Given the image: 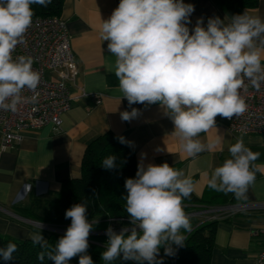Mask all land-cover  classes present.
<instances>
[{
  "label": "clouds",
  "instance_id": "1",
  "mask_svg": "<svg viewBox=\"0 0 264 264\" xmlns=\"http://www.w3.org/2000/svg\"><path fill=\"white\" fill-rule=\"evenodd\" d=\"M51 0H0V110L17 112L19 106L35 103L40 73L33 69V58L12 53L33 23L32 5L46 7ZM194 5L183 0H120L100 27V38L108 41V50L115 57L109 66L118 80L121 98L133 104H159L174 124L173 135L181 141L184 152L195 157L212 145H205L199 136L215 128L216 117L232 119L247 110L242 92L251 86L259 91L264 85V18L248 13L232 16L229 22L219 17L197 20L191 31L188 24ZM28 90L31 96L23 95ZM139 110L121 113L123 121H131ZM125 143L123 137H118ZM216 143H220L219 138ZM159 151V149H157ZM230 158L214 169L208 186L237 200L246 199L255 180L254 162L260 157L243 141L229 149ZM116 156L109 155L102 167H116ZM125 209L130 230L119 233L109 226L108 240L101 254L104 264L121 258L137 264H162L158 259L163 247L166 256L175 255L174 246H183L184 232L191 223L184 211L183 200L194 191L191 177L167 162L155 165L138 164L135 178L125 180ZM87 203L72 205L65 212L71 220L64 236L50 246L39 231L31 235L34 244L50 248L40 252L54 264H69L79 256V264H94L88 238L95 221L87 218ZM139 229V231H137ZM183 230V231H182ZM17 245L9 242L0 248V258L13 261Z\"/></svg>",
  "mask_w": 264,
  "mask_h": 264
},
{
  "label": "crops",
  "instance_id": "2",
  "mask_svg": "<svg viewBox=\"0 0 264 264\" xmlns=\"http://www.w3.org/2000/svg\"><path fill=\"white\" fill-rule=\"evenodd\" d=\"M119 2L64 0L60 17L66 23L77 70L74 82L68 83L71 107L62 116L58 132L51 125L22 131L16 146L0 148V234L31 239L40 224L46 225L26 217L24 211L35 203L34 212L41 214L45 201L57 198L63 181L80 176L86 147L107 132L124 138L135 153L136 168L141 162L145 166L167 162L182 170L193 179V194L199 198L210 188L208 180L214 169L230 158L229 147L243 138L248 148L260 153L254 162L255 180L246 199L223 194L228 204L253 207L229 212L217 221L209 264H256L258 253L264 249V207H257L264 205V134H233L225 125L216 123L215 128L199 136L205 145L212 147L189 157L179 138L172 134L174 124L159 104L137 103L129 107L128 101L121 98L117 78L109 71L115 57L108 50V41L100 38L102 21L111 16ZM183 2L195 9L187 25L190 33L200 18L205 28L209 18L219 17L226 23L231 20L213 0ZM245 12L264 18V0H258L256 7L240 14ZM60 73L46 71L45 75L49 80L60 81ZM93 95H100V102ZM132 108L138 109L139 115L123 121L121 113ZM47 227H42L45 240Z\"/></svg>",
  "mask_w": 264,
  "mask_h": 264
},
{
  "label": "trees",
  "instance_id": "3",
  "mask_svg": "<svg viewBox=\"0 0 264 264\" xmlns=\"http://www.w3.org/2000/svg\"><path fill=\"white\" fill-rule=\"evenodd\" d=\"M214 4L228 16L239 15L243 10L254 8L258 0H213ZM64 0H51L46 7L32 5L36 16H60ZM116 156V167L105 169L101 161L109 156ZM175 168V167H174ZM137 172L134 151L126 144L121 143L118 136L107 132L93 140L85 149L81 162L80 176L67 179L62 182L56 199L45 201L43 212H34L33 206L24 211V215L32 220L44 223L52 227H69L71 220L65 219V212L72 205L87 203V218L90 222L95 221L91 232L106 231L110 226L111 219L126 218L121 226H130L129 214L126 212L124 197L127 195L125 180L135 178ZM193 180V179H192ZM229 201L222 192L211 188L206 190L202 197H196L193 193L190 198L183 200L184 211L197 205L217 206L227 204ZM37 204V203H36ZM191 231L184 232L186 237L183 246H174L175 255L166 256L161 247L158 259L162 258V264H209L214 248V232L217 220L194 221L190 220ZM139 231V230H137ZM183 231V230H182ZM130 234V231H129ZM64 236L55 232H47L50 246ZM108 240L107 235H89V248L87 254L91 256L94 264H104L101 254L105 250ZM15 243L17 251L13 254V261H4L0 258V264H54L47 256L43 261L37 257L42 251L47 252L50 248H41L34 244L32 239H17L0 234V248L7 244ZM69 264H79V256L69 260ZM113 264H137L135 261H125L121 258ZM144 264H147L145 261Z\"/></svg>",
  "mask_w": 264,
  "mask_h": 264
},
{
  "label": "built area",
  "instance_id": "4",
  "mask_svg": "<svg viewBox=\"0 0 264 264\" xmlns=\"http://www.w3.org/2000/svg\"><path fill=\"white\" fill-rule=\"evenodd\" d=\"M26 32V43L19 44L12 53L13 58L24 55L33 58V69L40 73L41 79L37 88L38 100L19 106L17 112L0 110V148L5 150L16 146L21 141V132L37 130L46 125L58 132L61 129L62 116L70 109L72 96L68 83L74 82L76 64L70 47V39L65 21L60 16H36ZM46 71L61 72L60 81L46 78ZM247 104V110L232 119L216 117V123L225 125L233 134H264V85L257 91L249 86L241 93ZM23 95L31 96L32 92L25 90ZM100 102V95H93ZM253 205L224 204L217 206L197 205L190 208L186 214L190 220H220L225 214L233 211L252 208ZM257 207H264L258 205ZM226 211H229L226 213ZM128 221L126 218L110 220V226L119 233L123 228L129 231L133 227L121 226L119 223ZM68 227H47L50 232L65 234ZM139 230V229H137ZM103 234L106 231L90 232L89 235ZM256 264H264V249L257 257Z\"/></svg>",
  "mask_w": 264,
  "mask_h": 264
},
{
  "label": "rangeland",
  "instance_id": "5",
  "mask_svg": "<svg viewBox=\"0 0 264 264\" xmlns=\"http://www.w3.org/2000/svg\"><path fill=\"white\" fill-rule=\"evenodd\" d=\"M229 211H226V213H228ZM43 226H46V225H43ZM52 227V226H51ZM47 232H50V230L49 229H47Z\"/></svg>",
  "mask_w": 264,
  "mask_h": 264
}]
</instances>
